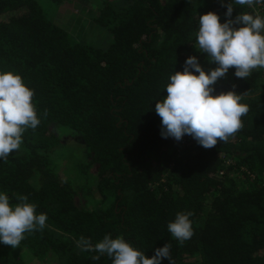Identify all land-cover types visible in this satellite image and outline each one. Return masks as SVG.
<instances>
[{
	"label": "trees",
	"instance_id": "obj_1",
	"mask_svg": "<svg viewBox=\"0 0 264 264\" xmlns=\"http://www.w3.org/2000/svg\"><path fill=\"white\" fill-rule=\"evenodd\" d=\"M124 4L115 9L104 0L97 8L92 22L110 40L101 49L73 41L36 0H0V72L18 74L33 90L41 121L25 131L19 150L0 159V192L11 206L27 196L47 215L44 229L25 233L19 247L0 243V264H111L77 246L81 237L95 244L105 235L149 258L169 243L172 264H264V68L247 79L230 68L213 86L214 95L242 94L249 109L227 142L205 149L189 135L163 138L155 103L189 56L204 65L206 54L196 48L199 16L215 12L223 23L226 8L220 0ZM233 8V17L254 15ZM51 126L82 135L83 158H71L86 182L84 207L65 172L54 168L52 150L63 145ZM189 211L194 235L181 245L167 224Z\"/></svg>",
	"mask_w": 264,
	"mask_h": 264
},
{
	"label": "clouds",
	"instance_id": "obj_2",
	"mask_svg": "<svg viewBox=\"0 0 264 264\" xmlns=\"http://www.w3.org/2000/svg\"><path fill=\"white\" fill-rule=\"evenodd\" d=\"M220 3L226 8L225 21L221 23L215 12L202 14L196 33V48L216 67L205 72L197 57L189 56L183 71L170 75L164 88L167 95L156 101L154 109L160 117L163 138L180 141L189 135L205 149L227 142L241 130V117L249 110L240 103L242 94L227 91L214 95L213 86L230 68L235 70V77L242 79H247L253 70L264 68V18L248 12L232 15L233 3L252 7L264 4V0H230L227 4L220 0ZM33 96V90L25 86L18 74L0 72V159L6 160L19 150L25 131L39 126ZM18 199L19 203L11 206L9 197L0 192V243L13 249L19 247L25 233L42 231L47 221V215L37 214L36 205L28 203L27 196ZM192 215L190 211L178 212L167 224L168 232L181 245L194 235L189 219ZM77 246L82 251L98 253L93 260L106 255L111 264H161L162 258L172 264L169 243L154 249L151 258L119 236L105 235L95 244L81 237Z\"/></svg>",
	"mask_w": 264,
	"mask_h": 264
},
{
	"label": "rangeland",
	"instance_id": "obj_3",
	"mask_svg": "<svg viewBox=\"0 0 264 264\" xmlns=\"http://www.w3.org/2000/svg\"><path fill=\"white\" fill-rule=\"evenodd\" d=\"M41 6L46 18L63 29L70 38L78 43L90 44L95 48L104 49L109 45V35L106 30L98 29L92 22L96 14L97 8L104 0H65L61 5L57 6L51 3L50 0H36ZM125 0H109V3L115 9L124 4ZM125 5V4H124ZM105 32V33H104ZM203 64L201 67L208 72V65H213L207 61L206 55L201 58ZM53 133L59 136V141L63 146L55 147L52 150L51 156L54 159V168L63 177L68 179L71 186V192L76 194L77 199L80 200L81 205L88 202L87 191L85 188V180L74 167L75 159L83 158V138L80 133H75L67 128L58 126H51ZM82 150V151H81ZM74 157V158H71ZM93 173V172H91ZM240 186L242 185L241 176L238 178ZM208 203L205 204L206 211L208 210ZM5 246H2L4 248ZM21 251H19L20 253ZM24 264H58L53 260H47L44 263L33 261L28 262L24 260Z\"/></svg>",
	"mask_w": 264,
	"mask_h": 264
},
{
	"label": "built area",
	"instance_id": "obj_4",
	"mask_svg": "<svg viewBox=\"0 0 264 264\" xmlns=\"http://www.w3.org/2000/svg\"><path fill=\"white\" fill-rule=\"evenodd\" d=\"M243 7L249 9L250 11H252L254 13V15H259V13L262 10V4H254L252 7H249V6L245 5Z\"/></svg>",
	"mask_w": 264,
	"mask_h": 264
}]
</instances>
